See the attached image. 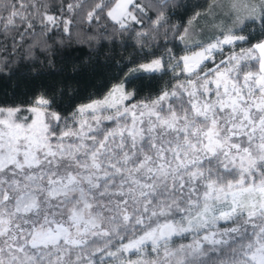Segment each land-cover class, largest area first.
Masks as SVG:
<instances>
[{"label": "snow or ice", "instance_id": "obj_1", "mask_svg": "<svg viewBox=\"0 0 264 264\" xmlns=\"http://www.w3.org/2000/svg\"><path fill=\"white\" fill-rule=\"evenodd\" d=\"M0 264H264V0H0Z\"/></svg>", "mask_w": 264, "mask_h": 264}, {"label": "trees", "instance_id": "obj_2", "mask_svg": "<svg viewBox=\"0 0 264 264\" xmlns=\"http://www.w3.org/2000/svg\"><path fill=\"white\" fill-rule=\"evenodd\" d=\"M5 88H7L9 92H11V88L8 87L7 83L0 82V98H3V93Z\"/></svg>", "mask_w": 264, "mask_h": 264}]
</instances>
